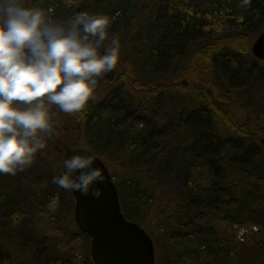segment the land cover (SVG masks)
Returning a JSON list of instances; mask_svg holds the SVG:
<instances>
[{"label":"trees","instance_id":"1","mask_svg":"<svg viewBox=\"0 0 264 264\" xmlns=\"http://www.w3.org/2000/svg\"><path fill=\"white\" fill-rule=\"evenodd\" d=\"M118 1L108 0L107 7L99 12L112 9L115 13L117 9L114 5ZM206 4V0H139V9L131 17H118L123 25L118 34L122 56L117 68L106 76L105 95L97 103L90 100L83 110L72 114L87 130L99 125L103 119L109 121L121 117L120 123H107L105 130L120 146L129 139L135 140L131 146L133 149L128 150V163L116 165L117 173L124 178L121 185H125L122 188L115 182L122 213L126 219L136 223L137 219L145 218L153 225L170 221V227L180 234V241L169 264H179L186 250L190 251L201 239L190 235L196 233L199 221L203 222L200 215L205 214L204 211L212 203L226 202L225 214L219 218L220 222L242 227L252 225L260 228L261 234L264 230V152L254 150L255 147L264 148L261 146L264 143V127L251 126L244 121L242 116L252 110L253 102L244 98L236 86L239 81L247 80L241 60L250 57L257 61L250 56L251 46L252 41L264 31V0H248L246 4L242 0L223 1L228 5L227 12L231 8L229 13L224 14L207 8ZM51 6L46 5L45 9ZM157 7L169 36L167 41H162L164 51L152 52L146 59V71H157L161 76L143 79V69L138 64L139 49L146 40ZM246 9L252 15L242 13ZM259 73L264 76V65L259 68ZM223 75L230 77V85ZM147 107L152 110L167 107L174 111L176 134L169 145L166 144L168 141H164V133L153 134L163 119L147 125L132 120L134 111H143ZM98 112L100 117L96 120ZM184 133L188 134V138L181 140ZM159 139L161 143L153 147V141ZM56 148L51 138L37 155L43 162L49 163L57 155ZM85 149L100 158L95 149ZM183 150L190 152V158L182 154ZM145 160L152 165L146 170L143 169L146 167ZM179 162H186L185 176L188 172L192 174L186 181V199L180 197L179 202L166 207H153L147 201L144 204L137 200L144 191H139L138 197V193L131 189L132 183L141 181L142 186L147 184L158 190V179L167 178ZM60 167L54 165V168ZM37 172L34 167L31 170L27 167L15 174L5 173L10 180L14 182L18 179V182H14V187L6 186L5 200L0 204V212L2 208L4 210L0 214V227L6 238L3 249L7 255L3 264H94L91 244L90 252L87 248L84 253L77 251L73 239L65 241L62 234L51 229L49 216L44 223L47 229L44 228L42 233L48 245H36L32 253L26 250L30 238L22 222L31 215V201L27 199L31 197V192L22 190L20 197L21 191L14 194L13 188L21 189L22 180L26 182L22 188L28 187L29 182L40 188L46 182L47 187V181L35 177ZM23 173L25 178H21ZM61 173L58 170L55 176ZM109 173L112 177L115 170L109 169ZM237 183L246 186L247 190L240 193L236 189ZM57 186L53 179L50 180V189ZM42 189L44 191H39L36 199V210H32L35 213L40 208V224L44 222L43 208L46 205V189ZM60 190L65 199V206H62L64 216L72 221L73 196L70 190L62 187ZM122 198L127 199L129 206L128 203L122 205ZM15 199L25 201L14 204ZM17 206L20 208L16 209ZM262 239L260 245L264 247ZM257 247L260 248L259 245Z\"/></svg>","mask_w":264,"mask_h":264},{"label":"rangeland","instance_id":"2","mask_svg":"<svg viewBox=\"0 0 264 264\" xmlns=\"http://www.w3.org/2000/svg\"><path fill=\"white\" fill-rule=\"evenodd\" d=\"M221 1L217 2L215 0H206V6L207 8H212L214 11L221 14L229 13L231 8H229V12H227L225 9H227L228 5L223 4V1L226 0ZM28 2L30 6L41 7L44 9L46 5H48V7L52 5V15L57 19H67L75 15L78 10H84L89 13H98L101 9H104V7L106 8L109 3L108 0H28ZM114 6L117 9L115 13L112 9L104 10L102 13L109 15L111 18L110 32L118 35L123 26L122 20H117L118 17L122 16L120 19L131 17L132 14L139 9V0H119ZM242 13L252 15L249 13L248 9L244 10ZM166 29L167 26L162 19L159 8L157 7L151 18V25L149 26L146 40L139 49L138 64L139 67L143 69L141 72L143 79L161 76V74H157V71H146L145 64L150 53L157 52V50L164 51L162 41L164 39L167 41L169 36V32H167ZM241 62L243 63V72H245L247 80L244 82L239 81L240 84H237L236 86L240 89L241 95L244 96V98H250L253 102L252 110L243 115L242 118L251 126L264 127V76L259 73V68L262 67L264 63L259 60L253 61L250 57H244ZM107 75L108 73H106L99 80L94 96L90 99L95 103H97L105 95ZM223 78L228 84L229 82L232 83V80L228 75H223ZM234 86L235 85L230 87ZM103 87H105V89ZM52 111L53 120L56 122V129L52 139L57 145V155H55L51 162L48 163L43 162L36 154L33 164L29 167L30 170L34 167V170L38 171V174H35L36 178L47 181V187L46 182L40 185L42 188L46 189L44 197L46 205L43 208V214L45 213L43 219L44 222L42 224L39 222L38 211L40 208H37L38 211H35V213L32 211L33 209L36 210V199L39 191L42 193L44 189L40 188L39 185L31 184L29 182L30 179L28 181L29 183H27L28 187L22 188L24 184H26V182L22 180L23 184L21 185V189H19V187L13 188L14 182H18V179L16 178L17 180L13 182V180H10L5 173H0V204H2L5 200V198L3 199V195L5 196L7 185L13 186L12 188L14 189V194L21 191L22 194H19L20 197L23 195L22 190L25 192L29 190V192H31V197L27 198L31 201V215L27 216V218L22 222L29 232L27 236L30 238V243L27 245V251H31L32 253L34 247L39 244L48 245L42 233L44 228L47 229V224L44 227V223L47 220V216H49L51 219L50 223L52 230H56L58 233L62 234L65 241L73 239L75 243L74 247H76L77 251H82L84 253L87 248L88 252H90L91 241L89 237L83 233H78L73 217L72 221H69L66 219V216H64V207L62 208V206H65V199L60 187L57 186L50 189V180L53 179L58 170L61 171V167L59 169L54 168V165L62 166L61 164L63 161L65 147L74 149H85L87 147L89 149H95L107 168H113L115 170L112 177L116 183L121 185L124 178L117 173L116 165H119L121 162V164L128 163V150L133 149L131 146L135 143V140L134 138L129 139V141L120 146L115 142L113 136H110V134L105 130L107 123L112 125L120 123V116L118 119H111L109 121L108 119H103L99 122V125H94L87 130L84 124L78 123L75 118L72 117V114L64 113L56 106H53ZM99 117L100 112H98L96 120H98ZM131 118L132 120L141 123V125H147L151 122L154 123V121L156 122L159 118L163 119L161 126L157 127L153 131V134L156 136L159 135V133H164V139H166L164 141H168L167 143H164L168 145L171 141H174L175 138L173 137L176 134L174 128L177 124V118L173 110L167 107H164V109L161 108L152 110L147 107L143 111H134L131 114ZM187 138V133H184L181 136V140ZM159 143H161L160 139L154 140L152 143L153 147ZM261 146L264 147L263 142L261 143ZM258 149L264 152V148H254V150ZM182 154H185L187 159L190 158L189 151L183 150ZM148 161L149 160H145L146 167H143L144 170L152 167V165H149ZM185 164L186 162H179L176 170L173 171L167 178L160 177L157 181L159 183L158 190L148 186L147 184L142 186L141 181L134 184L132 183L131 189L138 193V197L139 191H144L143 194H140V197L137 200H140L144 204L147 201L148 205L153 207H166L167 205L172 206L176 202H179L181 200L180 197L186 199V181L190 179L192 174L190 172H188V175L186 174V176L183 174ZM20 175L21 178L23 176L25 178L26 174L23 173ZM31 177H33V175H31ZM127 184H129L128 181ZM121 187L124 188L125 185H121ZM236 189L241 193L246 191L247 187L242 186L241 183H237ZM22 201H25V199H15L14 204H19ZM127 203L129 206L127 199L125 200V198H122V205L126 206ZM155 203L158 205L155 206ZM225 204V200H223L222 203H212L209 205V208L204 211L205 214L200 215L203 222L199 221L198 226L196 227V233H193L190 236H197L201 239L196 242L195 246L191 247L190 251L186 250L187 253L183 256L179 264H264V247L260 245V241L264 238V230L261 234V229L252 225L242 227L220 222L219 218L225 214ZM134 205H136V201L134 202ZM19 208V206L16 207V209ZM262 208H264V206H262ZM2 210L0 214L2 213ZM11 210L14 211L15 209L11 208ZM144 216H146V213ZM1 220L2 216L0 215V221ZM128 221L134 222L130 219ZM136 221H138L139 224L136 222L134 223L142 227L153 239L155 245L156 264H169L171 258L176 252V248H178L180 234L175 229L170 227L169 220H164L163 222L157 224L155 223L154 225L152 223H148L147 218L140 220L137 219ZM70 222L72 223L70 224ZM0 233V264H3V260L7 257V255L5 253V249H3L6 238H4L1 227ZM203 234L206 237H203ZM18 237H20V235ZM204 242H207V244H204ZM17 244H20L18 240ZM258 245L260 248L257 247Z\"/></svg>","mask_w":264,"mask_h":264},{"label":"clouds","instance_id":"3","mask_svg":"<svg viewBox=\"0 0 264 264\" xmlns=\"http://www.w3.org/2000/svg\"><path fill=\"white\" fill-rule=\"evenodd\" d=\"M110 27L105 13L57 19L28 0H0V173L30 167L56 129L53 106L83 110L99 80L117 68L121 39ZM96 159L90 152L68 156L53 182L87 194L104 179Z\"/></svg>","mask_w":264,"mask_h":264},{"label":"water","instance_id":"4","mask_svg":"<svg viewBox=\"0 0 264 264\" xmlns=\"http://www.w3.org/2000/svg\"><path fill=\"white\" fill-rule=\"evenodd\" d=\"M251 53L264 62V31L252 44ZM83 152L89 151L66 149L63 160ZM95 166L102 169L104 179L91 185L87 194L71 191L75 201V223L91 239L93 263L155 264L152 239L144 229L125 219L117 187L111 181L108 169L98 158Z\"/></svg>","mask_w":264,"mask_h":264}]
</instances>
